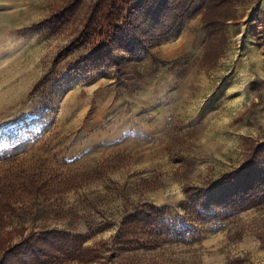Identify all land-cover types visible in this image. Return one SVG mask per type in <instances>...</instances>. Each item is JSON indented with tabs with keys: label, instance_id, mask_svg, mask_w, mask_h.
Returning a JSON list of instances; mask_svg holds the SVG:
<instances>
[{
	"label": "rangeland",
	"instance_id": "374dc122",
	"mask_svg": "<svg viewBox=\"0 0 264 264\" xmlns=\"http://www.w3.org/2000/svg\"><path fill=\"white\" fill-rule=\"evenodd\" d=\"M73 1L0 0V184L18 199L2 245L62 229L90 235L89 251L51 264H264V206L184 239L131 251L114 241L145 206L184 215L189 189L264 141V0L234 3L226 42L207 58L206 0H193L176 25L145 26L118 65L84 75L74 69L92 46L66 49L97 0L52 24Z\"/></svg>",
	"mask_w": 264,
	"mask_h": 264
},
{
	"label": "trees",
	"instance_id": "16d2710c",
	"mask_svg": "<svg viewBox=\"0 0 264 264\" xmlns=\"http://www.w3.org/2000/svg\"><path fill=\"white\" fill-rule=\"evenodd\" d=\"M236 1H205L201 14L203 26L208 32L206 58L211 55L212 49L217 53L226 42L228 23L235 20L233 5ZM192 2L97 0L79 37L66 49L70 54L84 45L92 46V50L77 63L74 72L84 75L118 65L123 58L121 52L127 51L135 41L140 42L145 26L153 24L164 29V23L176 25L187 16ZM81 4L82 0H74L56 14L53 26H64ZM255 31V28L251 29V32ZM35 182L30 181L26 186H36ZM17 201L11 186L0 184V264H51L59 259L76 260L89 251L85 244L90 235L71 234L62 229L33 233L14 246L4 247L1 239L8 224L6 212L15 210ZM180 205L184 215L178 217L173 216L170 208L155 205L127 215L114 241L131 251L161 237L166 240L184 239L195 224H217L250 208L264 206V141L252 148L243 165L223 173L209 184L189 189Z\"/></svg>",
	"mask_w": 264,
	"mask_h": 264
}]
</instances>
